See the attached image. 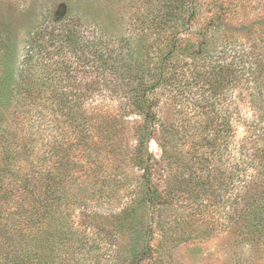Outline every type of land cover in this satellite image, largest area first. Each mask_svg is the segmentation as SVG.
Wrapping results in <instances>:
<instances>
[{"label": "rangeland", "instance_id": "rangeland-1", "mask_svg": "<svg viewBox=\"0 0 264 264\" xmlns=\"http://www.w3.org/2000/svg\"><path fill=\"white\" fill-rule=\"evenodd\" d=\"M208 1L202 0L201 17L191 30L197 31L206 18L221 17V30L211 35L216 48L212 58L185 65L187 83L159 88L151 94L157 127L165 131L160 137L165 152L154 140L148 145L149 153L161 166L160 175L154 174L152 180L168 184L169 199L157 205L151 239L156 251L143 264H258L264 248V238L258 234L246 242L231 232L241 221H232L230 227L226 218V213H235L237 208H251L249 200L253 197L261 198L264 205V0H219L229 5L226 11L215 10ZM87 3L92 21L103 23V30L110 35L107 38L114 40L137 33L141 11L159 4L157 0H73V7H85ZM66 8L65 0H0V26L10 27L22 39L36 17L41 21L57 17ZM241 27H250L251 31L237 33L233 29ZM181 37L202 40L193 32L182 31ZM243 49L251 51L253 74L249 82L237 76L235 66ZM221 51V65H233L235 70L224 73L220 84L210 69L218 61L216 52ZM234 60L236 64H232ZM197 71L201 73L199 81L194 78ZM75 78L68 80L75 88H67L73 102L77 100L76 93L87 92L86 83L92 79L82 75ZM101 81L105 90L85 99L89 121L78 119L77 126L72 125L61 111L52 108L51 99L46 109L34 116L38 124H47L41 133L25 141L40 152L37 165H28L27 169L42 191L57 187L54 181H61L60 193L74 201L70 206L63 205L61 211L69 226L88 237L90 254L73 247L77 251L74 256L83 257L81 264H128L126 250L134 227L129 229L133 225L130 220L123 227L126 231L119 232L115 222L117 215L139 204L141 198L137 189L145 182L144 165L136 157V133L142 128L144 117L130 99L127 82L112 74ZM184 87L188 91L180 92ZM48 96L51 98V93ZM208 100L210 104L217 103L218 113L200 106ZM107 112L110 114L101 118ZM16 114L13 108L6 112L7 122ZM225 121L231 127L228 132L222 124ZM24 126L30 128V122L26 125L19 118L13 123V132ZM22 133L19 131L20 136ZM83 136L85 142L80 140ZM39 137L37 142L34 138ZM242 156L253 161V165L247 164V171L253 172L262 184H251L245 193H241L240 173L233 170L242 167ZM256 190L260 192L254 194ZM15 194L12 191L10 198H16Z\"/></svg>", "mask_w": 264, "mask_h": 264}, {"label": "trees", "instance_id": "trees-1", "mask_svg": "<svg viewBox=\"0 0 264 264\" xmlns=\"http://www.w3.org/2000/svg\"><path fill=\"white\" fill-rule=\"evenodd\" d=\"M157 1L159 4L155 5L156 8L141 11L137 33L115 40L107 38L110 35H106L103 30V23L92 21L94 18L88 13V3L85 7L75 8L73 0H65L67 8L57 17L49 16L43 21L36 17L22 39L10 27L0 26V264H81L83 257L74 256L77 251L85 250L90 254L88 237L69 226L65 213L61 211L63 205L70 206L73 201L60 193L61 181H54L57 187L49 186L42 191L36 179L31 178L27 166L37 165L40 152L36 146L28 147L25 141L43 131L47 123L40 121L38 124L34 121V116L46 109L50 99L52 108L61 111L65 120H70L72 125L77 126L78 119L89 121L85 99L94 98V94L105 90V84L101 80L107 74L128 83L130 99L137 113L144 117L143 126L136 133V157L144 165L142 176L145 182L143 187L137 189L141 198L139 204L128 207L117 215L115 223L120 228L119 232L130 220L133 225L130 224L129 229L134 227V236L128 241L126 250L128 264H143L154 256L156 250L151 239L157 205L164 204L169 199V192L168 184L162 185L152 180L154 174L156 177L160 175L161 166L154 155L149 153L148 145L154 140L165 152V146L160 141L165 131L157 127L158 118L151 94L159 88L187 83L184 79L185 65L197 60L207 62L212 58L216 48L211 35L222 28L221 17L215 15L206 18L197 31L191 30L201 17L204 5L202 0ZM147 5L152 3L148 2ZM208 5L215 10L222 8L225 11L229 7L226 2L219 0H209ZM233 29L237 33L251 31L250 27ZM182 31L196 33L202 40L195 42L183 39ZM219 53L223 52H216L218 61L214 62L210 73L221 84L224 73H233L235 68L233 65L230 68L221 65ZM250 57L251 51L243 49L235 65L237 76L240 75L242 80L246 79L248 82L253 74ZM232 64H236V60ZM77 75H82L83 78L91 76L92 79L86 83L87 92L76 93L77 100L73 102L67 88H75V84L72 81L68 83V80L76 79ZM198 76L200 79V71L194 77L197 81ZM187 91L185 87L180 89V92ZM50 93L51 98L48 96ZM200 104L210 108L212 113H218L215 109L216 102L210 104L208 100L207 103ZM11 108L17 114L15 119L7 122L9 119L5 113ZM104 114L101 118H106L110 112ZM19 118L26 125L30 122V128L18 127L13 132V123ZM222 124L227 132L231 129L227 121ZM34 128L37 131H33ZM19 131L23 132L21 136ZM81 138L85 142V136ZM34 139L38 142L40 137ZM241 159L242 167L236 166L233 170L240 173L241 193H245L251 184H262L257 182L253 172L247 171V164L251 166L253 161H246L243 156ZM21 162L23 165H20ZM254 163L255 168L256 161ZM39 170L43 172L42 166ZM234 176L235 174L230 177L232 180L228 182L229 186ZM14 190L17 197L10 198ZM259 192L256 190L254 194ZM30 201L34 204H28ZM249 205L251 208L245 206L235 209L238 217L236 212L226 213L230 227L232 224L229 223L232 221H241V225L235 224L231 232H236L246 242L255 234L264 238V205H261V198L253 197L252 201L249 200ZM258 264H264V248L260 252Z\"/></svg>", "mask_w": 264, "mask_h": 264}]
</instances>
